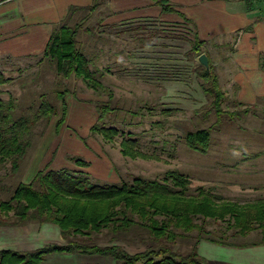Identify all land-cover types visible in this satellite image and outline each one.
<instances>
[{
	"label": "rangeland",
	"instance_id": "1",
	"mask_svg": "<svg viewBox=\"0 0 264 264\" xmlns=\"http://www.w3.org/2000/svg\"><path fill=\"white\" fill-rule=\"evenodd\" d=\"M66 23L80 26L78 48L93 59L91 70L99 69L103 73V77L99 73L96 75L103 88L95 91L74 75L64 79L42 55L22 59L2 57L0 71L10 82L0 87L3 91L0 96L4 100L12 99L16 102L17 116H31L34 110H30V106L33 103L38 106L42 94L47 95L60 113L58 91L68 90V94L82 99L91 97L93 101H78V105L87 110H93L97 103L109 102L110 111L97 124L118 127L121 134L107 141L101 135L91 132L88 139L84 138V142L95 139L96 146H101L102 152L115 163V177L120 180L115 184L122 181L131 183L137 176L163 181L168 171L175 170L190 180V195H196L197 189L203 187L218 201L247 203L264 198V101L252 105L237 102L235 90L226 87L219 74L222 53L220 55V52H213L205 45L202 47V54L208 55L212 70L218 78L221 76L219 84L225 93L222 107L227 114L218 116L210 105L211 99L202 92L199 85L201 81L195 72L196 66L200 64L199 56L191 50L195 37L193 28L178 22L142 20L101 25L100 16L90 11L77 12ZM227 66L231 68V62ZM71 106L74 120L70 121V125L76 129L72 130L77 136L82 138L83 116L73 104ZM229 112L236 115L231 116ZM101 113L102 111H97L98 115ZM59 117L52 118L47 125L43 120L37 121L32 129L31 145L16 172L11 170L10 163L0 167V201L12 196L37 153L46 151L48 156L56 150L62 139L55 133ZM203 128L210 132L208 150L205 153L192 150L185 142L188 132ZM122 134L139 137L140 150L155 154L160 159H132L123 156L120 150ZM62 149H66V152L69 150L66 159L73 161L74 165V159H85L84 155L76 153L75 147ZM77 167L79 169H73L83 171L80 168H87ZM92 179L93 182L99 180L93 176ZM97 182L104 183L102 180ZM28 224L30 223L26 225ZM206 228L218 234L225 233L229 241L237 243L253 242L260 237L256 231L246 237L231 238L232 231L223 221L208 220ZM196 234L195 231L178 238L172 243L173 249L186 254ZM69 239L100 246L115 244L130 254L166 243L156 241L141 228H134L124 235L105 229L100 233ZM63 240L61 245L67 244L68 241ZM208 250H211L214 259L221 262L210 264H258L257 253L263 251L243 253L234 250L222 252L216 248ZM77 254L79 256L75 260L67 263H110V260L98 255L85 254L82 258V253ZM70 256L72 255L69 253H54L47 256L43 264H63ZM221 259H224L223 263ZM261 264H264V257Z\"/></svg>",
	"mask_w": 264,
	"mask_h": 264
},
{
	"label": "trees",
	"instance_id": "2",
	"mask_svg": "<svg viewBox=\"0 0 264 264\" xmlns=\"http://www.w3.org/2000/svg\"><path fill=\"white\" fill-rule=\"evenodd\" d=\"M100 2L101 0H95L89 7H71L67 19L53 31L42 55L64 79L74 75L95 91L103 88L96 75H104L99 69L91 70L93 59L78 48L80 26H71L66 21L77 12H94ZM156 3L164 13L181 14L167 0H156ZM182 17L188 21L183 15ZM204 44L205 41L195 35L192 52L200 56ZM195 72L201 81L199 85L202 92L211 99L210 105L217 115L227 114L222 107L225 93L210 61L208 69L197 65ZM9 82L10 79L0 71V87ZM67 92L68 90L57 92V99L61 103L60 113L47 95L42 94L38 106L31 104L30 110H34L31 116H17L16 102L12 99L4 100L0 96V167L10 163L13 172L20 168L31 145L32 129L37 121L43 120L47 125L52 118L60 116L55 125L59 132L68 111L65 100ZM2 93L0 89V95ZM108 103L96 104V110L102 111L97 122L110 111ZM244 112L247 113V110ZM228 114L236 115L234 112ZM97 122L91 126L90 131L101 135L103 139L108 141L121 134L118 127L100 126ZM122 136L120 150L123 156L132 159H160L155 154L140 150L139 137ZM209 140L210 132L207 128L188 132L185 136L187 146L201 153L208 150ZM74 161L80 167L90 166L89 162L82 159ZM48 167L49 165L38 171L31 182H19L12 196L0 201V227L23 226L30 222L51 223L60 228L62 237L68 242L64 245L48 244L27 252L0 250V264H43L50 254L77 252L111 257L114 264H210L198 252V245L202 240L236 248L264 245V198L247 203L218 201L203 187L197 189L196 195H190V180L175 170L168 171L163 181L137 176L131 183L122 181L120 184H112L97 182L99 180L93 182L88 172L70 168L48 170ZM208 220L226 222L228 229L232 231L231 238L246 237L256 231L260 237L248 243L232 242L225 233L218 234L208 230ZM134 228H141L156 241L166 243L130 254L115 244L100 246L69 239L100 233L105 229L124 235ZM195 231L197 234L194 242L186 254L173 249L172 243L178 238Z\"/></svg>",
	"mask_w": 264,
	"mask_h": 264
},
{
	"label": "crops",
	"instance_id": "3",
	"mask_svg": "<svg viewBox=\"0 0 264 264\" xmlns=\"http://www.w3.org/2000/svg\"><path fill=\"white\" fill-rule=\"evenodd\" d=\"M94 1L0 0V58L22 59L43 55L53 31L67 19L70 8L89 7ZM167 1L181 14L164 13L156 0H101L93 14L100 16L101 25L121 24L130 20L186 24L189 28H193L195 35L205 41L204 45L207 48H211L213 52H220V55L222 53L219 74L223 77L226 87L235 90L237 102L252 105L264 101V66H262L264 64V0ZM182 15L188 21H185ZM73 18L74 15L70 20ZM228 62H231L232 69L227 66ZM66 97L68 111L65 123L59 132L55 129L57 136L62 137L58 147L48 156L46 151L37 153L26 168L22 181L31 182L36 173L45 169L47 165H49L48 170L73 169V167L79 169L73 161L66 159L69 150L66 152V149H62L75 147L76 153L84 155L83 160L90 163L89 167L80 170L88 172L95 179L107 183H119L120 180L115 177L113 166L115 163L102 152L101 146H96L97 141L93 139L84 142V138L88 139L91 134V126L97 122L98 114L96 107L87 110L86 107L78 105V101H93V99L91 97L82 99L71 94H67ZM72 104L84 119L81 124L84 129L82 138L77 136L72 130L75 128L70 125V121L74 120ZM63 241L60 228L51 223L30 222L26 227H0V250L27 252L42 248L50 242L62 244ZM209 248H216L222 252L234 250L243 253L263 250L257 253L258 264H261L264 257V245L236 248L202 240L198 245V252L209 263H221L212 257L214 255L208 250ZM69 254L72 256L63 264H71L67 261L75 260L79 256L77 253ZM82 256L86 255L82 254ZM101 258L110 260L109 264H114L111 257L101 256ZM221 260L223 263L224 259Z\"/></svg>",
	"mask_w": 264,
	"mask_h": 264
},
{
	"label": "water",
	"instance_id": "4",
	"mask_svg": "<svg viewBox=\"0 0 264 264\" xmlns=\"http://www.w3.org/2000/svg\"><path fill=\"white\" fill-rule=\"evenodd\" d=\"M198 62L200 65H202L203 67H205L206 69L209 68V59L207 57L206 54H201L199 57H198Z\"/></svg>",
	"mask_w": 264,
	"mask_h": 264
}]
</instances>
